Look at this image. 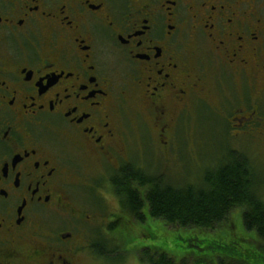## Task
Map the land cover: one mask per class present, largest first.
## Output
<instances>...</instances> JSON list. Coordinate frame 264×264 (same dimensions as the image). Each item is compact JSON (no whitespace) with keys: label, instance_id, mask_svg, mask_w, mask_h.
Instances as JSON below:
<instances>
[{"label":"flooded vegetation","instance_id":"af4514ba","mask_svg":"<svg viewBox=\"0 0 264 264\" xmlns=\"http://www.w3.org/2000/svg\"><path fill=\"white\" fill-rule=\"evenodd\" d=\"M263 104L264 0H0V264H93L82 225L107 198L86 167L116 202L107 233L146 230L112 184L153 173L146 140L172 153L204 109L264 140Z\"/></svg>","mask_w":264,"mask_h":264},{"label":"rangeland","instance_id":"374dc122","mask_svg":"<svg viewBox=\"0 0 264 264\" xmlns=\"http://www.w3.org/2000/svg\"><path fill=\"white\" fill-rule=\"evenodd\" d=\"M261 109L264 113V104ZM226 115L230 116L228 113ZM223 116L211 109L186 113L180 118L177 127L178 140L171 149L172 153H169L170 146L168 149H164L162 147L164 144L151 141V139L146 140L145 149L147 152L143 155V161L146 163L147 169L153 171V174L165 176L170 183L197 184L200 182L204 171L214 168L224 159L226 154L237 151L245 154L256 169L259 191L264 199V140L260 139L256 133L257 137L253 134L244 133L236 127H231ZM143 134L146 138L156 136L147 130ZM86 169L94 175L93 184L102 189V193L107 198V204L104 203L105 207H100L97 210L92 208L95 213H100L105 219L92 220V223L89 224L84 223L82 225L84 233L80 241L85 245L89 242L99 244L98 242L102 241L110 250H113L108 259L106 255L96 253L95 255L99 258L94 259L93 264H102V262H106L105 264H143L136 258V253L140 249L136 245L141 243L133 242L137 239L139 241L144 240L142 233H152L156 236L152 241L142 244L150 245L151 250L163 251L175 260H182L187 264H216L217 260L221 258L220 252H209L208 250L194 251L186 248L183 251H177V245L183 246L190 235L239 240L244 245L254 247L264 254V241L259 239L253 231L245 229L241 209L238 208L230 211L226 219L213 228L179 229L177 226L166 225L164 222L156 220L150 225L151 228L146 230L135 226L129 234L122 231L117 235H114L113 232L107 233L110 224L107 219H112L111 213L117 212L116 202L103 189L107 183V177L104 174H99L95 166L94 169L92 166L86 167ZM82 189L89 196L101 195L100 190L91 189L90 186H84ZM90 207V205L87 206V208ZM146 220L155 219L147 217ZM119 223L116 224L120 226L122 222ZM127 224H130V221ZM122 239L125 240L121 242ZM116 245L114 250L113 247ZM137 247L139 248L137 249ZM83 258L85 261L89 260L86 254Z\"/></svg>","mask_w":264,"mask_h":264},{"label":"trees","instance_id":"16d2710c","mask_svg":"<svg viewBox=\"0 0 264 264\" xmlns=\"http://www.w3.org/2000/svg\"><path fill=\"white\" fill-rule=\"evenodd\" d=\"M112 184L124 210L139 220L148 217L179 229L213 228L238 208L245 229L264 241V199L256 169L243 153L226 154L214 168L204 171L197 184H174L161 174L130 168L117 172ZM155 237L152 235V239ZM101 246L99 253L106 255L107 247ZM186 248L220 252L216 264H264L262 252L235 239L190 235L183 246L177 245V251ZM109 252L113 250L109 248ZM143 258L148 264H187L163 251H147Z\"/></svg>","mask_w":264,"mask_h":264}]
</instances>
